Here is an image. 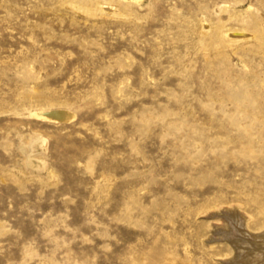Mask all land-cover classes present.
I'll list each match as a JSON object with an SVG mask.
<instances>
[{
  "label": "rangeland",
  "instance_id": "rangeland-1",
  "mask_svg": "<svg viewBox=\"0 0 264 264\" xmlns=\"http://www.w3.org/2000/svg\"><path fill=\"white\" fill-rule=\"evenodd\" d=\"M55 110L74 118L36 116ZM247 255L264 264V0H0V264Z\"/></svg>",
  "mask_w": 264,
  "mask_h": 264
},
{
  "label": "bare ground",
  "instance_id": "bare-ground-1",
  "mask_svg": "<svg viewBox=\"0 0 264 264\" xmlns=\"http://www.w3.org/2000/svg\"><path fill=\"white\" fill-rule=\"evenodd\" d=\"M36 116L39 118H43V119H46L49 121L56 122V123L68 122L69 120L74 118V116L71 112L65 111V110L49 111V112H45V113H40ZM236 250L238 253H240V255H241V253H243L242 250L241 251L238 249H236ZM252 262H253V259L250 257V255H247L245 258H243L242 262H240V263L241 264H251Z\"/></svg>",
  "mask_w": 264,
  "mask_h": 264
}]
</instances>
